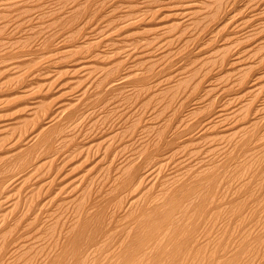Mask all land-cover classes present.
Wrapping results in <instances>:
<instances>
[{"label":"rangeland","instance_id":"374dc122","mask_svg":"<svg viewBox=\"0 0 264 264\" xmlns=\"http://www.w3.org/2000/svg\"><path fill=\"white\" fill-rule=\"evenodd\" d=\"M0 264H264V0H0Z\"/></svg>","mask_w":264,"mask_h":264}]
</instances>
